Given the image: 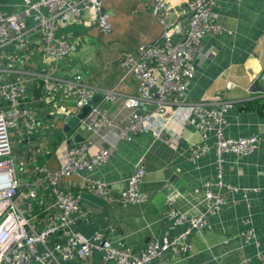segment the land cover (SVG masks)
Returning <instances> with one entry per match:
<instances>
[{
	"label": "crops",
	"instance_id": "crops-1",
	"mask_svg": "<svg viewBox=\"0 0 264 264\" xmlns=\"http://www.w3.org/2000/svg\"><path fill=\"white\" fill-rule=\"evenodd\" d=\"M26 1L0 0V13L19 9ZM166 1L171 5L165 15L167 21H181L186 28L191 0ZM104 3L112 12L110 34L99 30L96 14L88 9L78 19L61 24L59 35L75 41L76 49L60 60L56 72L58 78L65 80L82 74L85 83L92 87L116 86L115 100L106 101L102 95L97 99L96 105L112 123L101 133L78 130V125L65 130L68 119L81 111L76 94L68 89L62 88L52 102H46L43 76L51 66L43 59L39 49L40 31L31 18L27 20L29 29L23 50H18L13 42L0 43V82L9 83L17 76L28 78L24 102L36 110L48 144L38 165L58 168V148L62 154L69 146L82 142L91 145L95 152L101 146H110L108 138L115 142L109 160L62 182L64 189L81 193L82 209L88 210L75 230L85 237L103 231L114 246L135 251L146 249L151 241L173 238L189 230L191 251L176 254L170 249L150 264H264V140L246 155L224 153L219 157L211 133L209 148L196 158L195 149L203 144L201 135L193 124L179 119L180 116L170 123L164 140L149 131L117 139L119 130L129 122L130 111L124 98L135 94L138 88L134 76L122 79L121 59L139 44L157 40L163 24L153 13V0H104ZM213 13L224 31L211 32L201 40L202 49H212L214 54L200 56L196 61V74L190 82L187 101L205 100L216 107L213 101L221 95V99L234 102V107L225 112V135L257 134L264 139V108L261 107L264 103V0H214ZM21 54L27 56L24 61L19 59ZM12 62L15 64L11 67ZM228 81L233 83L232 87H227ZM6 105L0 97V109ZM77 134L81 136L79 141L75 140ZM69 136L73 137L67 140ZM26 142L15 146L23 149ZM219 158L222 171H219ZM136 166L145 170L141 190L148 199L144 203H123L121 194ZM84 178L105 182L109 197L80 187ZM169 183L170 190L166 189ZM209 190L227 200L213 213L208 211ZM161 192L164 197L157 199ZM171 195L174 197L170 198ZM173 210L188 218L205 214L208 226L197 230L189 222L177 224L170 215ZM249 230H252L250 237ZM78 263L112 264L99 251L83 261L66 264Z\"/></svg>",
	"mask_w": 264,
	"mask_h": 264
},
{
	"label": "built area",
	"instance_id": "built-area-1",
	"mask_svg": "<svg viewBox=\"0 0 264 264\" xmlns=\"http://www.w3.org/2000/svg\"><path fill=\"white\" fill-rule=\"evenodd\" d=\"M213 6L214 0H191L185 28L181 21H167L165 15L171 7L169 2L153 0V13L163 24L162 34L153 42L139 44L121 59L122 79L134 76L138 88L135 94L124 98V104L130 111L129 122L119 130L117 139L149 131L157 139L164 140L170 123L180 116L179 119L193 124L201 135L203 144L195 149L196 158L209 148L211 133L219 157L224 153L246 155L264 140L257 134L225 135V112L234 107V102L221 99V95L213 101L216 107L205 100L187 101L189 85L196 74V61L200 56L211 57L214 54L212 49H202L201 40L211 32L224 31L214 16ZM86 9L96 14L97 25L103 34L112 32V12L105 8L104 0H27L19 9L0 13L1 44L13 42L18 50H23L29 29L27 20L31 18L38 27L39 49L45 62L51 66L43 76L46 102H52L62 88L76 94L83 105L96 94H101L106 101L117 98L116 86L109 89L92 87L85 83L82 74H75L67 80L56 75L60 60L76 49L75 41L59 35L60 26L78 19ZM21 57V61L27 58L25 54ZM14 64L12 62L9 66ZM27 79L17 76L9 83L0 82V97L7 104L0 109V264H66L68 261H83L98 251L112 264H150L170 249L176 254L191 251L193 243L189 230L173 238L151 241L141 251L114 246L103 231L85 237L75 230L88 210L82 209L81 193L64 189L62 182L109 160L115 142L108 138L110 146H101L95 152H92L91 145L82 142L69 146L62 154L58 148V168L38 165L48 144L40 129L36 110L24 102L28 91ZM232 85L231 81L227 82V87ZM150 106L154 108L150 109ZM111 125L106 112L95 104L80 120L78 130L83 128L101 133ZM14 137L22 138L21 145L27 141V146L21 148L24 154L21 149H15ZM16 160L20 161V176L16 172ZM219 171H222L221 158ZM144 174L142 167H135L127 188L121 194L123 203L147 201V194L141 190ZM107 186L105 182L91 178H84L80 183V187L105 198L109 197ZM207 200L210 213L222 208L227 201L210 190ZM170 215L177 224L189 222L197 230L208 226L205 214L188 218L173 210ZM59 234L63 238L55 237ZM247 235L252 236V230Z\"/></svg>",
	"mask_w": 264,
	"mask_h": 264
},
{
	"label": "water",
	"instance_id": "water-1",
	"mask_svg": "<svg viewBox=\"0 0 264 264\" xmlns=\"http://www.w3.org/2000/svg\"><path fill=\"white\" fill-rule=\"evenodd\" d=\"M101 97V94H96L91 100L89 103L83 105V102L79 101V106L81 108V111L78 112L77 114H75L74 116L70 117L68 119V122L67 124L65 125V130H69L70 127L72 128H75L79 123H80V120L85 118L87 116V114L90 112L91 108H92V105L93 104H96L97 103V99ZM81 139V136L80 134H77L75 136V140L76 141H79ZM172 181V180H171ZM170 181V182H171ZM173 183V181L171 182ZM166 189L170 190V183L167 185ZM166 194V193H165ZM175 195V194H174ZM174 195H171L170 198L174 197ZM162 197H164V194L163 192H161L157 199H161Z\"/></svg>",
	"mask_w": 264,
	"mask_h": 264
},
{
	"label": "rangeland",
	"instance_id": "rangeland-1",
	"mask_svg": "<svg viewBox=\"0 0 264 264\" xmlns=\"http://www.w3.org/2000/svg\"><path fill=\"white\" fill-rule=\"evenodd\" d=\"M13 141L16 142V144L18 145L20 140H22V138H18V137H14L12 138ZM18 147V146H17ZM15 146V149L17 148ZM18 149V148H17ZM15 167H16V172H17V175L20 176V173H21V168H20V161L19 160H16L15 162Z\"/></svg>",
	"mask_w": 264,
	"mask_h": 264
},
{
	"label": "trees",
	"instance_id": "trees-1",
	"mask_svg": "<svg viewBox=\"0 0 264 264\" xmlns=\"http://www.w3.org/2000/svg\"><path fill=\"white\" fill-rule=\"evenodd\" d=\"M261 107H262V108H264V103H263V104H261Z\"/></svg>",
	"mask_w": 264,
	"mask_h": 264
}]
</instances>
